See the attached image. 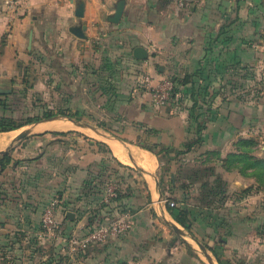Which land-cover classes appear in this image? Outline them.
Here are the masks:
<instances>
[{
	"label": "crops",
	"instance_id": "1",
	"mask_svg": "<svg viewBox=\"0 0 264 264\" xmlns=\"http://www.w3.org/2000/svg\"><path fill=\"white\" fill-rule=\"evenodd\" d=\"M12 1L0 0V107L31 90L72 103L103 85L131 125L129 139L37 131L11 146L0 170V264H204L168 224L182 226L161 191L190 210L192 233L208 250L221 248L229 264H264V167L253 163L264 159V0H188L183 9L175 0H126L119 23L108 20L118 0H85L82 19L78 0ZM79 21L87 38L70 31ZM138 46L146 59L134 56ZM145 73L155 82L186 78L183 97L158 106L141 86ZM52 122L72 127L65 119L40 127ZM28 125L5 131L16 132L10 143ZM7 143L0 140V158ZM162 147L169 153L158 154ZM110 184L118 196L107 198ZM54 198L52 236L40 214ZM125 213L129 232L70 252V235Z\"/></svg>",
	"mask_w": 264,
	"mask_h": 264
},
{
	"label": "rangeland",
	"instance_id": "2",
	"mask_svg": "<svg viewBox=\"0 0 264 264\" xmlns=\"http://www.w3.org/2000/svg\"><path fill=\"white\" fill-rule=\"evenodd\" d=\"M121 89L119 90L125 93L127 92L126 96L128 94L127 96L128 98L131 96L132 91H130L129 88L124 87ZM257 89L258 88H256L255 92H257ZM100 90L102 91L104 90L103 85H102V88L98 87V89L95 91L94 97H89V95H87L86 93H80L79 95L80 97L77 96V98L75 99L73 98L72 103L70 102L71 104L66 103L65 100L64 101L62 100L60 102L59 98L55 97L54 95L43 96L41 94V98H40V93L37 90H34V91L31 90L29 91L30 93L29 94L27 93L25 96L22 95L23 93H21V98L18 100L16 99L18 102H14L13 98H10L9 100H7L6 105H4L5 107H0V116L14 118L16 119V122L25 121L28 117L34 118V119L38 118V121H39L47 117L46 113L48 112L52 114H63L64 112H68L75 118H79L82 121H87L93 125L98 126L99 129L104 134H108L109 136L111 134H120V137L129 139L130 137H127L125 135L126 134L125 129L128 126H130L131 123L127 120V117L124 115V110H122V107L119 105L120 97L119 99L117 96L116 97L111 96L110 98H108L107 95L106 96L104 95V93L101 94ZM87 98L89 100V103L86 102ZM57 120H64V119H57ZM36 122L28 126H25L23 130L35 124ZM58 124H63V122H52V123L45 124L44 126H41V127L39 125L37 131H40V133H45L47 131L56 133V132H65V131L71 132L74 130H78L88 136H91V138H95L96 140H106L105 136L99 135L91 129L78 127L74 124H72V127L69 129H63V130L52 129V128H60V127H57ZM47 127H50V128L47 129ZM15 133L13 132L8 133L5 131L0 132V140L8 141L7 145L9 146L10 145L9 140L11 136H13V134ZM131 138L134 139V136H132ZM138 141L139 143L144 144V145L150 144V141L146 139L143 140L144 142L141 140H138ZM131 164L132 166H134L133 163ZM41 190L42 189H35V193H38V191L41 192ZM55 199H58V198L52 199L51 202L54 201ZM51 202H49L48 205H50ZM42 215L43 213L40 214L41 217ZM41 223H42V218H41ZM181 227L184 228V230H186L185 227L183 226ZM188 238H190L192 245L195 246L196 250L199 251L200 258L203 260L204 264H210L207 257L205 256L202 249L200 248V246L193 239H191L190 236H188ZM214 262L215 264H220L215 259H214Z\"/></svg>",
	"mask_w": 264,
	"mask_h": 264
},
{
	"label": "built area",
	"instance_id": "3",
	"mask_svg": "<svg viewBox=\"0 0 264 264\" xmlns=\"http://www.w3.org/2000/svg\"><path fill=\"white\" fill-rule=\"evenodd\" d=\"M11 5L14 4L12 0H7ZM188 0H175V4L179 8H186ZM141 86L149 91L152 98L158 106L171 104L180 100L183 97V91L178 88L175 80L172 78H163L155 82L151 74L145 73L142 76ZM118 196V191L115 186L110 184L107 188V198ZM164 203H169L171 206L175 205L173 200H163ZM59 200L55 199L48 205L42 215V226L44 232L48 235L55 236L58 228L56 218V208ZM132 220L130 213H125L121 217L115 218L110 222L98 225L86 234H72L66 239V243L70 248V252H78L87 249L90 245L96 243H104L112 237L124 235L132 228Z\"/></svg>",
	"mask_w": 264,
	"mask_h": 264
},
{
	"label": "water",
	"instance_id": "4",
	"mask_svg": "<svg viewBox=\"0 0 264 264\" xmlns=\"http://www.w3.org/2000/svg\"><path fill=\"white\" fill-rule=\"evenodd\" d=\"M125 5H126V0H118L116 2V6H115V11L110 14L108 16V20L113 22V23H119L122 16H123V13H124V9H125ZM85 7H86V2L85 0H78L76 2V10H75V15L79 18V19H82L85 15ZM87 24L83 21H79L77 24H74L70 27V31L80 37V38H87L88 37V34L86 32L87 30ZM32 36H33V31L31 32V40H32ZM134 56L136 58H139V59H146L148 57V50L143 47V46H138L134 49ZM57 119H67L69 121H71L74 125L78 126V127H82V128H86V129H91L93 131H95L97 134L99 135H102V136H105V137H108L109 135L108 134H104L98 126L96 125H93L87 121H82L81 119L79 118H75V117H72V116H63V115H60V114H55L53 116H50V117H45L39 121H37L35 124L31 125L30 127L22 130L21 132H19V134H17L11 141L10 145L5 149L3 150L2 152L3 153H6L10 148L11 146L19 141V140H22L24 138H26L27 136L31 135V134H34L37 132V129L39 127V125L41 123H44V122H48V121H53V120H57ZM130 158H131V161L132 163L134 164V166L141 172L143 173H147L146 170L140 166L136 159L134 158V156L132 154H130ZM161 194V200L163 201L164 198H163V193L162 191L160 192ZM68 216H70L71 218L74 217V212L72 211H69L67 213ZM168 224L174 229V231L176 232V234L182 238L183 240H185L186 242H188L189 244H191V240L190 238H188V236L191 237V239H193L199 246L200 248L202 249L203 253L205 254V256L207 257L208 261L210 264H215L214 262V258L213 256L210 254L207 246L205 244H203L201 241H199L194 235L192 234H189L188 235V232L186 230H184V228H182L179 224H177L175 221H172V220H167Z\"/></svg>",
	"mask_w": 264,
	"mask_h": 264
},
{
	"label": "trees",
	"instance_id": "5",
	"mask_svg": "<svg viewBox=\"0 0 264 264\" xmlns=\"http://www.w3.org/2000/svg\"><path fill=\"white\" fill-rule=\"evenodd\" d=\"M175 82H176L178 88H180L183 91V89L180 87V85H182L186 82V78L184 80L183 79L180 80L177 78V79H175ZM53 115H55V114H52L50 112L46 113L47 117H50ZM60 115L72 116L68 112H64L63 114H60ZM72 117H74V116H72ZM36 121H38V118L34 119V118L28 117L25 121L16 122V119H14V118H8V117L0 116V132L18 129L24 125L32 124ZM252 142L253 141H250V140H246V141L244 140L242 142V144L244 146H248L249 144H252ZM98 144L100 145V147H103L102 141H98ZM144 147H147V146H144ZM148 149H153V148L150 147ZM168 151H169L168 148L162 147V149L160 150V152H158V154L161 152L169 153ZM10 162H11V157L9 156L8 153H4L2 155V157L0 158V170H4ZM253 163H254V166H256L257 168L258 167H264V159L256 158L253 160ZM168 208H169L172 216L174 217V219L178 223H180L183 227H185L188 231H190L192 233V220H191L190 210L188 208L175 206V205L174 206L170 205ZM192 235H194V234L192 233ZM209 249L213 252L214 256L216 257L217 261L220 264H229L228 261H226L222 258L223 253H222L221 248H215V247L209 246Z\"/></svg>",
	"mask_w": 264,
	"mask_h": 264
},
{
	"label": "bare ground",
	"instance_id": "6",
	"mask_svg": "<svg viewBox=\"0 0 264 264\" xmlns=\"http://www.w3.org/2000/svg\"><path fill=\"white\" fill-rule=\"evenodd\" d=\"M73 124V123H72ZM70 126V124H68V123H63V124H58L57 125V127H60V128H67V127H69Z\"/></svg>",
	"mask_w": 264,
	"mask_h": 264
}]
</instances>
